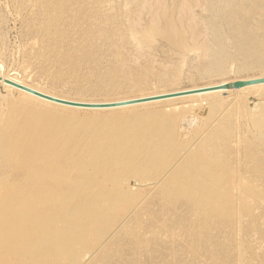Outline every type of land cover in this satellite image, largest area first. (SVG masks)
<instances>
[{"label": "rangeland", "instance_id": "374dc122", "mask_svg": "<svg viewBox=\"0 0 264 264\" xmlns=\"http://www.w3.org/2000/svg\"><path fill=\"white\" fill-rule=\"evenodd\" d=\"M43 1L0 0V75L71 98L105 100L264 74V68L237 70L235 64H228L223 74L205 71L209 53L204 54L199 45L211 40L207 26L212 17L207 6L213 4V0H166V3L156 0L157 4L155 0H105L91 11L102 13L103 10L102 15H108L101 25L107 30L104 34L115 35L113 48L124 47L122 51L129 57L132 68L144 66V58H139L138 53L145 50L138 45L136 36L148 33L153 27L165 30L174 22L186 36L187 48L179 50L166 40L167 37L155 36L147 50L151 53L153 70L138 83L121 75L114 80L106 76L107 69L103 67L116 60L114 55L102 60L104 65L98 75L84 68L60 73L59 65L46 59L49 46L36 25L37 20L44 18ZM34 3H39V9ZM215 20L220 26L225 22L221 16ZM192 24L196 26L193 35L189 27ZM105 40L100 36L90 42L103 52L109 48ZM74 44V40L67 43L70 47ZM59 64L65 63L59 61ZM110 79L121 87L105 82ZM97 82L101 83L100 87L92 86ZM27 99L26 95L0 82V157L4 156L0 163V264H76L79 261L80 264H264V170L257 175L243 164L244 149L250 145V163L255 161L264 166V109L260 106L264 103L263 95L250 92L223 98L226 103L223 107L230 105L217 123L233 125L232 144L237 149L235 160L238 161L235 170H242L253 178L254 186L233 187L235 200L221 201L227 214L219 216L212 210L206 222L202 218L207 213L201 205L170 185L163 174L153 171L154 167L141 164L139 161L148 160V156L130 153V147L120 148L128 153L127 158H134L130 177L118 174L116 179L109 180L105 172L99 173L96 159L102 149L97 139L107 127L118 124L111 119L102 120L82 136L76 135L66 159L49 161L47 168L56 167L55 172L63 176L59 183L51 174L37 176L32 167L33 160L44 152V141L33 144L35 154L19 164L20 150L16 148L21 140L29 143L46 137L42 124L66 128L68 123L61 116L71 111L49 105L48 109L38 112L41 114L37 113L41 117H31L34 112L24 109L22 103ZM198 101L206 103L207 97H198ZM191 102L184 99L154 103L124 109L123 113L153 108L182 110L178 137L187 143L192 141L195 129L202 123L199 112L183 108ZM72 110H77L75 112L81 117L94 111ZM66 135L67 131L61 133L62 138ZM120 137L127 138L123 133ZM67 148L64 140L60 150ZM23 164L25 168L16 170ZM73 178L77 179L76 186L68 183ZM105 191L107 194L103 195ZM244 191L249 192L248 202L252 209L245 207ZM253 191L261 196L254 200ZM203 225L206 227L202 228ZM63 228H79L78 231L85 233L87 245L96 246L91 250L79 248L78 238ZM96 239H100L101 244L93 242ZM57 244L61 251L54 253L52 250Z\"/></svg>", "mask_w": 264, "mask_h": 264}, {"label": "bare ground", "instance_id": "6f19581e", "mask_svg": "<svg viewBox=\"0 0 264 264\" xmlns=\"http://www.w3.org/2000/svg\"><path fill=\"white\" fill-rule=\"evenodd\" d=\"M104 1L105 0H45L42 2V6H44L43 11L45 12L43 14L44 18L37 20L36 25H39V32L44 37V43L49 46V56L46 57V59L53 61L52 63L58 64L60 73L68 71L71 68L76 70L84 68L98 75V71L102 70L100 68L104 65L102 60L110 55H114L116 60L108 66H104L103 68L105 70L107 69V72L104 71L102 73L106 72V76L109 78L113 77V80L117 75H121L124 79L133 78L135 83H138L147 72L153 70L151 53L147 50L152 46L155 36L162 35V38L163 36H165V38L167 37L168 39L166 40H169L170 43H172L173 46H176L179 50H185V48H187L186 36L179 30L174 22H170L165 30H160L158 29L159 27H153L154 25H152L153 28L148 31V33L143 32L136 36L138 45L141 49L145 50L144 52L140 51L138 53L139 58H144V66H138L135 67V69L132 68L129 57H127L122 51V48L124 47L120 45L121 47L113 48L114 45H116L114 44L115 40L113 38L115 35H112L111 32L104 34V31L107 30H105L104 27H101V25L105 22L103 21L104 16L106 15L105 17H107L108 15L105 14L103 16V10L102 13L94 12L95 10L91 11L92 7L98 8L99 4ZM213 1V4L211 3L210 6H207L210 8L209 11L212 17L207 26L209 34L211 35V40L209 43H202L199 45V49L204 54L209 53V61L205 63L204 66L205 71L207 73L223 74L225 73L228 64H235L237 70L248 67L264 68V0ZM157 2L159 4V1ZM34 5L39 9V3H34ZM185 8H187L186 4ZM187 9L184 11L186 12ZM150 11H152V9ZM157 12L154 14H157ZM192 12H190V14H192ZM183 16H185V14H183ZM220 16L223 17L225 21L223 26H220L215 20V18ZM159 22L160 21H158V23ZM189 23H186L187 26ZM135 25L136 24H134V26ZM189 27L193 35L196 26L195 24H192ZM141 28L143 27L141 26ZM100 36H103V40L106 39L105 44H108L109 46V48L103 52L90 42L93 38H99ZM71 40H74L76 45L74 44V46L71 47L70 45H67ZM59 61L65 64H59ZM174 75H176V72H174ZM0 76L2 78L0 82L11 89L16 88L6 84L5 79H10L42 93L65 100L101 104L145 99L147 97L170 93H181L197 89L220 87L239 80L249 81L264 78L263 74L253 77L234 78L231 80L222 79L215 82L174 90L157 91L105 100H84L59 95L10 76ZM113 80L110 79L105 82L109 83L111 86H120V83ZM100 85L101 83L97 82L92 86L96 88L100 87ZM17 91L29 98L23 100L22 103L25 104V106H23L24 109L34 112L33 115H30L31 117H36L39 111L48 109L49 105L69 110L71 109L70 113L67 111L61 116V118L63 117V120L68 123L66 128L59 129V127H56L58 124H42L46 137H43L38 141H34L33 139V142L29 143L21 140V145L19 143L17 148L16 146L14 147L13 150H15V148L16 150H20L19 159H21V162L19 164H21L28 156L35 154L33 144L36 145L41 141H44L42 144L44 152L39 155V158L33 160L35 165L32 167H35V174L37 176L48 177L51 174L54 177L53 180L58 183L63 180V176L60 177V174L55 172L57 170L56 167L47 168L49 161L53 158H58L60 160L66 159L70 154V143L76 135L82 136L89 131V128H93L102 120L111 119L112 122L118 124L107 127L105 133L101 132L98 135L97 143L102 150L96 159L99 173L105 172L106 178L109 180L116 179L118 174H124L127 177H130L132 174L131 162L134 158H127L126 154L128 153L120 149L123 146L130 147V153L139 152L142 155L148 156V160L139 161L141 164L154 167V172L156 170L160 174H163L170 185L175 186L179 190L181 189L183 195L202 206L203 212L207 213V215L202 218L204 219V222H206L211 216L212 210L217 211V215L219 216L227 214V210L224 208L221 201L233 202L235 200L233 187L238 185L254 186L253 178L247 176L246 173H242V170H235V165L238 164V161L235 160V152L237 149L234 147L235 145L232 144L234 132L231 129L234 128L233 125L231 127V125L226 123L217 122L222 120V117L225 115V109L230 105L228 103L225 108L223 107L226 105L223 99L225 95H227V97L231 95L236 97L237 95L244 96L250 92H257L264 97V83L251 84L241 88L219 89L113 109L94 110L91 111L93 114L91 113V115L89 114V116L86 117L79 116L77 112H75L77 110H72L70 107L53 104L26 94L20 90ZM198 97H207V102L204 103L203 101H198ZM184 99H189L192 102L187 107L184 106L183 108L196 110L199 112L198 115L202 119L201 126L194 131L192 141L187 143H184L185 141L180 140L178 137L179 121H181L180 117L182 116V110L179 112L176 108L169 110L153 108L145 111H128L123 113L124 109L132 107ZM260 106L264 109V103L261 102ZM222 107L223 109L221 110ZM115 111H120V113L116 114ZM123 114L126 115L123 116ZM122 119L130 121V123L125 124ZM223 119L225 120V118ZM120 121H122V123H120ZM64 131H67V135L65 136L66 138L68 137L67 139L61 137V133ZM121 133L125 134L127 138H121ZM64 140L68 145V148L66 151H61L60 146ZM6 141L8 140L6 139ZM243 154L244 168L256 171L257 175L264 170L263 164L255 161L253 164L250 163L252 160L250 145L244 149ZM2 157L4 158V156L0 157V163L4 160H2ZM22 168H25L24 164L22 167H16V170L19 171ZM239 169H241V167H239ZM261 176L262 174H259V177ZM68 183L71 186H76L77 179H70L68 180ZM106 192L107 191H105L103 195L107 194ZM244 196L245 199H243V201L245 202V207L250 209L251 206L248 202L250 201L249 192L244 191ZM252 196L255 200L261 195L256 191H253ZM205 227L206 225H203L202 228ZM65 230L66 233H71V236L78 238L77 243L79 248H88V250H91V248L96 246V244L93 246L87 245L83 236L85 233L78 231L79 228L75 230L63 228V231ZM95 241L97 243L101 242L100 239H96L93 242ZM53 246H55V244H53ZM52 251L54 253L60 252V244H57ZM80 263L81 261L76 264Z\"/></svg>", "mask_w": 264, "mask_h": 264}, {"label": "water", "instance_id": "95a60500", "mask_svg": "<svg viewBox=\"0 0 264 264\" xmlns=\"http://www.w3.org/2000/svg\"><path fill=\"white\" fill-rule=\"evenodd\" d=\"M1 79L2 78L0 76V80ZM5 83L16 88L17 90H20V91L26 93V94L32 95V96L37 97L41 100H45L47 102H51L53 104H57V105H61V106H67L70 108H79V109H83V110H105V109H113V108H118V107L147 103V102H152V101H157V100L175 98V97L185 96V95H190V94L214 91V90H219V89L241 88V87L251 85V84L264 83V78L253 79V80H249V81L239 80V81H235V82L230 83V84L222 85L220 87L197 89L194 91L181 92V93H170V94H165V95H160V96L147 97L145 99L131 100V101H125V102H119V103H107V104L83 103V102L65 100L62 98H58V97H54V96L42 93L38 90H35L33 88H30V87L25 86V85L20 84V83H17L15 81L10 80V79H5Z\"/></svg>", "mask_w": 264, "mask_h": 264}]
</instances>
